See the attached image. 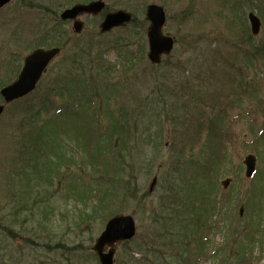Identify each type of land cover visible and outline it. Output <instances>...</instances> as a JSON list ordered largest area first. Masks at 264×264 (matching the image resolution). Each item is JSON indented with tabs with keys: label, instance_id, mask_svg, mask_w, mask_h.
I'll list each match as a JSON object with an SVG mask.
<instances>
[{
	"label": "rangeland",
	"instance_id": "1",
	"mask_svg": "<svg viewBox=\"0 0 264 264\" xmlns=\"http://www.w3.org/2000/svg\"><path fill=\"white\" fill-rule=\"evenodd\" d=\"M73 1L82 0H12L0 10V64L10 57L21 55L22 58L28 52L24 48L29 39L22 28H29L43 14L50 16L55 12L59 17L61 10ZM103 1L110 10L131 12L137 25L99 35L102 16L83 14L78 17L83 22L79 34L72 32L70 22H65L64 27L80 39V44L89 40L94 47H100L115 42V47L105 48L103 56L119 69L114 74L115 81L123 82L126 89L122 90L123 95L116 94L115 99L111 96L108 109H122L120 105L125 102L127 107L123 106L130 110L129 132L136 133L129 136L128 142L127 139L125 143L119 141L121 157L111 159L108 152H102L109 169H112L110 163L115 162L124 176L134 175L139 193L146 194L147 202L155 205L171 177L176 176L172 171L175 154H181L178 161L184 158L182 171L190 168L188 161L201 164L205 156L208 160L213 156L220 162L211 180L215 191L211 197L214 210L209 218L201 220L204 222L203 239H208L203 241L204 253L201 254L194 237L184 239L189 240V244L180 241L184 230L180 235L176 233L175 240L170 235L168 241L165 233L163 237H156L153 231L160 234L163 230L152 223L150 207L144 212L132 201L125 202L121 212L134 215L136 234L125 247H115L114 264H173L172 260L182 264L181 259L172 258V255H178L179 248L188 245L191 248L189 253L186 251V257L190 258L188 264H195L198 259L196 264H264V62L261 58L245 62L247 55L241 50L249 49L242 45L232 46V41H242L238 37L243 38L249 11L255 12L262 22L257 40L264 37V0ZM148 3L164 7L163 32L182 39L157 66L151 65L146 57L147 24L143 10ZM25 4L27 6H23ZM44 6L48 7L45 11ZM77 43L74 40V44ZM122 46L133 52L132 61L136 64L133 68L125 69L127 62L123 58L125 50H120ZM237 47L240 48L236 50ZM61 58L59 55L50 64L41 79V88L50 83ZM6 69L0 68V77ZM160 89L167 103L174 101L173 104L181 105L185 113H161L163 107L157 102ZM61 101L66 100L54 99L53 104L60 106ZM62 115L68 133L63 140L74 162L59 165L50 182L46 181L43 165H39L44 158H40L38 166L32 170L34 161L30 163L29 150L20 145L21 129L15 124L16 118L12 117L10 109L0 118V264H99L91 246L103 230L105 214L113 205L110 203L107 209L100 210L102 215L92 213L85 192L89 193L90 186L101 188L104 179L94 181L101 169L94 168L91 173V169L80 167L78 162L86 155L78 150L77 141L83 137H76L70 131L74 126L76 132L82 133L84 123L73 120L71 112ZM169 116L174 122L167 120ZM101 117L107 122L103 112ZM196 117L205 124L199 131L191 120ZM183 118L188 119L186 124ZM212 120L216 133H220L223 149L206 155L202 147ZM68 135L73 137L69 139ZM194 135L199 141H195ZM84 146L89 148V143ZM248 153L256 156V170L251 178L245 177L242 162ZM50 159L55 160L51 154ZM95 166L102 167L100 160ZM154 177L156 183L150 192ZM225 178H230L227 188L220 184ZM182 200L183 197H179L177 204ZM188 204L187 200L183 201L185 207ZM239 207L243 209L241 216ZM89 214L92 216L86 217Z\"/></svg>",
	"mask_w": 264,
	"mask_h": 264
},
{
	"label": "trees",
	"instance_id": "2",
	"mask_svg": "<svg viewBox=\"0 0 264 264\" xmlns=\"http://www.w3.org/2000/svg\"><path fill=\"white\" fill-rule=\"evenodd\" d=\"M85 1L87 0H82V2ZM75 2L77 1H73V3ZM47 8L44 6L42 9L45 11ZM187 12L192 13L191 11ZM48 20H50V23H48ZM135 21V18H133L130 25H137ZM26 33L29 41L25 45V51L37 46H57L61 48L60 56H62L56 63L54 74L48 85L41 88L40 84L43 82L41 80L32 94L14 101L6 107L7 111L10 109L12 117L16 118L15 124H17V127L21 129L19 133L20 145L24 149L29 150L30 155L27 158L30 160V163L34 161L31 164L32 170L38 166L37 163L41 161L39 159L44 158V161L39 165H43L46 181L50 182L51 175L55 174L54 172L58 169L59 165L61 166L63 163H68L67 165L73 164V158L69 156V147L63 140V136L68 133L64 127L62 115L63 112H71L74 117L78 118L77 120L71 117L73 120L78 122V124L84 123L82 133L76 132L77 130H75L74 126L72 131H70L76 137H83V139H78L77 144L80 147L78 150H81L86 156L78 164L81 163L80 167L82 168L91 169V173L94 168L101 169L98 176L95 177L97 180L94 179V181L104 179L103 183L100 184L101 188L97 185L94 187L90 186L89 193L85 192L87 203L92 205V213L102 215L103 212L100 210L107 209L106 206L111 203L113 209L108 214H105V219H107L124 210L126 206L124 205L125 202L136 201L144 212L150 207L149 213L151 214L152 223L161 226L163 233L157 234L153 231L156 237H163L165 233L168 241L170 235L175 240L176 233L180 235L182 234V230H184L183 238L180 241L189 244V240L184 241V239L190 238L192 240L194 237L193 239L198 242H196L198 247L201 248V254L204 253V242L208 239L205 241L203 239L204 236L201 229L204 226V222L201 220L209 218L214 210V201L211 200V197L215 191L211 180L212 174L216 171V166L220 167L219 160L211 156L212 160L204 157V161L201 164L188 161L190 168L182 171L185 168L182 165L184 158L181 157L178 161L181 154H175L176 162L172 171L176 176L173 175L174 177H171L172 180L169 185L165 184L166 188L162 195H160L158 202L155 205L153 202L150 204V202H147L146 194L139 193L136 177L130 173L124 176L120 171L119 164L115 162L113 164L110 163V166H112L110 170L102 154V152L106 151L110 154L111 159L121 157L119 141L125 143L127 139L128 142L129 136L136 133V131L129 132L130 124L128 119L130 118V110L126 108L125 102L120 105L122 109L119 108L117 111L108 109L111 106V96L114 98L116 94L123 95L121 92L123 89H126L123 88V82L115 81L114 74H117L119 69L116 70L115 64L107 62L103 56L105 48L111 47L112 43H107L106 46L103 44L100 47H94L93 43L86 40V42L80 44V39L75 38L76 36L72 34L70 29L64 27V23L58 19L55 12L50 16L41 15L40 20L32 24ZM238 38H241L242 41L237 43L232 41L234 43L232 46L242 45L247 47L246 49H249V51L245 52L241 50L243 54L247 55L246 61L261 58L264 62V37L257 40V37L250 34L246 24L243 38ZM74 40L78 43L74 44ZM17 42L18 40H16ZM176 42L180 44L182 39H176ZM225 43L229 44V41L225 40ZM239 48L237 47L236 50ZM218 54L219 52L216 51V55ZM123 58L124 62L127 63L126 68L124 65L122 68L127 70L136 65L132 61V51L125 50ZM20 63L21 55L17 58H7L0 64V68H7L2 77H0V87L15 78ZM231 79H233L232 76ZM185 80H182L183 83ZM239 82H241V79H239ZM186 86L192 88L189 84H186ZM184 89L187 88H182V90ZM171 96H173V93ZM148 98L146 99L148 100ZM165 98L166 96L162 89H160L157 102L163 107L160 110L161 113H171V115L185 113L181 105L179 106L177 103V105L173 104L175 103L174 101L167 103ZM27 99H30V101ZM54 99H64L66 101H61L62 104L56 106L55 103L53 104ZM131 111L134 112V110ZM102 112L106 116L107 122L102 119ZM136 120L132 123L135 124ZM167 120L174 122L171 116ZM191 120L194 121L198 131L205 126V124L203 125L204 122L199 121L201 120L199 117L191 118ZM182 121L186 124L188 119L183 118ZM209 125V133L202 147L206 155L223 149L220 133H216L215 121L212 120L209 122ZM191 127H193L192 124ZM155 135H151V137ZM71 137L73 136H69V139ZM172 139L175 142L176 137L173 136ZM196 139L198 137L195 138V141ZM86 142L89 143V148L84 146ZM91 143H93V148H91ZM116 149L118 153L115 152ZM70 151L73 152L72 150ZM50 154L56 161L50 159ZM97 160H100L101 168L95 166ZM94 181L93 184H97ZM86 185H89L88 181H86ZM179 197H183V200L180 201L181 204H177L176 202ZM184 200H187L189 203L188 207L183 205ZM90 216L92 214L86 217ZM128 243L129 241L123 242L122 246L125 247ZM187 247H180L179 249L189 253ZM140 249L144 250L141 247ZM186 255L187 253L185 255L178 253V257L176 258L181 259L182 264H188L190 258H187Z\"/></svg>",
	"mask_w": 264,
	"mask_h": 264
},
{
	"label": "water",
	"instance_id": "3",
	"mask_svg": "<svg viewBox=\"0 0 264 264\" xmlns=\"http://www.w3.org/2000/svg\"><path fill=\"white\" fill-rule=\"evenodd\" d=\"M10 0H0V8L7 4ZM104 7V3L100 0L92 1L88 4H77L71 8L65 9L61 14L62 20H74L72 28L74 32L79 33L83 23L75 20L79 14H97ZM146 18L150 24L146 35L148 40V58L151 62L160 61L162 54H168L173 48V38L162 33V27L165 22V12L163 8L156 4H149L146 7ZM131 15L125 11L118 10L109 12L105 15L100 24L102 32L108 31L113 27L120 26L129 22ZM251 32L257 34L260 29V20L252 12L248 14ZM59 53V48H37L24 57L22 68L12 83L0 89V95L3 97L4 104L12 102L30 93L36 86L42 73L46 69L49 62ZM4 104H0V115L4 110ZM246 166L245 174L251 176L255 168V157L247 155L244 158ZM154 178L150 185V190L155 184ZM229 179L224 180L222 185L227 186ZM135 234V221L130 215H116L110 218L104 230L95 240L92 250L98 255L100 264H113L114 245L124 240L131 239ZM105 246L108 247L104 251Z\"/></svg>",
	"mask_w": 264,
	"mask_h": 264
}]
</instances>
